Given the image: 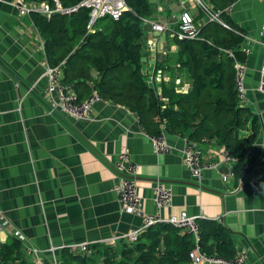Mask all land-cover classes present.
<instances>
[{
	"label": "crops",
	"instance_id": "0c3cea01",
	"mask_svg": "<svg viewBox=\"0 0 264 264\" xmlns=\"http://www.w3.org/2000/svg\"><path fill=\"white\" fill-rule=\"evenodd\" d=\"M149 5L151 13L144 19L170 30L177 28L184 9L194 18L200 14L194 0H149ZM228 14L245 31L243 47L249 50L244 60L242 106L260 124L236 192L238 182H223L211 168L204 169L200 184L195 183L183 164L184 138L178 135L164 134L171 152L155 153L136 116L122 106L96 102L88 121L51 114L46 103L44 69L48 63L43 39L29 17L0 3V58L27 86L21 87L0 68V209L10 229L24 238L19 255L4 260L0 256V264L22 260L35 264L29 250L39 252L44 264H63L64 248L84 243L113 246L127 241L129 232L140 230L142 220L123 213L114 192V164L122 152L137 165L135 184L147 215L167 220L186 213L218 221L230 230L236 252L246 257V264H264V95L257 91L264 68V36L260 33L264 0H236ZM201 22L207 23L204 16L196 21ZM142 28L145 82L152 79L158 94L163 84L174 87L176 93H186L190 79L175 63V41L166 33L156 37L155 49L148 48L150 26L142 24ZM90 76L95 80L97 72L90 69ZM92 85L93 81L67 86L75 94L84 91L85 97ZM200 147L206 161L223 160L224 147L212 141ZM157 183L172 194L170 206L160 211L153 202ZM10 239L15 237L8 231L0 233V249Z\"/></svg>",
	"mask_w": 264,
	"mask_h": 264
},
{
	"label": "trees",
	"instance_id": "16d2710c",
	"mask_svg": "<svg viewBox=\"0 0 264 264\" xmlns=\"http://www.w3.org/2000/svg\"><path fill=\"white\" fill-rule=\"evenodd\" d=\"M53 4V0H25ZM71 7L81 0H59ZM212 12H219L218 22L203 25L195 40H174L178 48L177 66L190 79L186 93L163 84L158 94L142 74V19L150 15L149 0H124L127 10L114 21L98 20L87 30L89 14L80 9L70 16L53 15L50 19L32 13L29 18L43 39L49 66L62 64L63 84L78 86L93 81V90L113 105L134 114L142 130L152 137L178 135L199 146L215 142L235 160L234 180L240 182L249 153L255 144L260 124L250 109L243 107L234 84V60L244 61L241 52L246 33L233 22L228 9L236 0H201ZM194 18L197 21L203 11ZM90 69L97 72L91 80ZM85 95V94H84ZM197 245L202 253L233 259L237 252L230 230L215 220L196 219ZM193 235L168 223L154 224L142 231L135 242L123 241L113 246L90 245L89 253L62 249L63 264H191L188 254L195 247ZM20 240L10 239L0 249V256L19 255ZM18 264H28L24 260Z\"/></svg>",
	"mask_w": 264,
	"mask_h": 264
},
{
	"label": "built area",
	"instance_id": "2783aa9c",
	"mask_svg": "<svg viewBox=\"0 0 264 264\" xmlns=\"http://www.w3.org/2000/svg\"><path fill=\"white\" fill-rule=\"evenodd\" d=\"M194 2L196 6L202 9L206 22H218L227 28V26L221 22L219 12H212L201 0H194ZM0 3L12 5L21 17H29L30 14L35 13L44 16L47 19H50L55 14L70 16L77 13L80 9H86L89 14L87 25V30L89 32L93 31V25L98 20L109 17L112 20L117 21L122 16V13L127 10L124 0H81L79 3L71 7H64L59 0H53L52 5H49L46 2L33 3L25 0H0ZM142 24H148L150 26L149 32L151 33V37L147 40L146 46L152 49H155L157 46L156 37H160L166 33H168V36L173 40H195L198 38L200 28L204 25L202 22L200 24L196 23L190 11L185 9L178 16L177 28L175 30H170L165 25L152 23L146 19H142ZM260 33L264 36V23L261 27ZM241 52L244 56L249 54V50L244 47L241 48ZM246 70L244 61L234 60V84L237 97L241 102L244 101L246 96L244 85ZM62 76V64L54 67L49 66L48 64L46 65L44 69V77L47 80L46 103L48 110L51 114H56L76 121L90 120L92 106L96 102L103 101V99L95 90H93L86 100L79 101L77 95L70 89V87L63 84ZM175 82L177 85L180 83L179 80H175ZM146 83L150 87L154 86L152 79H149ZM257 91L264 95V68L261 71V81L257 86ZM148 137L155 153L169 154L171 152V147L166 142L164 134L158 137ZM182 158L184 166L197 184L201 183L203 171L206 168L216 170L220 179L225 183L234 180L235 176L233 167L235 160L226 150L223 153V160L206 161L203 157L201 147L195 142L184 139ZM137 169V165L131 160L127 152H122L118 155L117 161L114 164V170L117 175V184L114 187V192L118 197L120 209L125 214L139 217L143 222V226L140 230H133L125 235V239L128 242H135L142 231L154 224L168 223L180 227L193 235L196 245L188 254L191 264H246V257L243 254H236L233 259L227 260L215 254L209 255L202 253L197 245L199 232L196 223L197 218L189 217L186 213L180 214L178 218L171 216L167 220H163L159 215H147L143 211L142 201L137 194V187L135 184ZM239 186L240 182L236 184L234 188L235 192L238 191L240 188ZM153 193V202L157 210L160 211L170 206L172 194L167 186L157 183L153 189ZM5 231H8L10 236L17 238L18 240H24L18 230L10 229V223L4 212L0 209V233ZM110 243L113 244V242ZM89 247L90 245L85 243L79 244L75 247H71L70 251L89 253ZM27 252L33 256L35 264H44L43 260L40 258L39 252L36 250H29Z\"/></svg>",
	"mask_w": 264,
	"mask_h": 264
},
{
	"label": "water",
	"instance_id": "95a60500",
	"mask_svg": "<svg viewBox=\"0 0 264 264\" xmlns=\"http://www.w3.org/2000/svg\"><path fill=\"white\" fill-rule=\"evenodd\" d=\"M0 68L2 70H4L21 87L27 88V86L22 82V80L19 78V76L1 58H0Z\"/></svg>",
	"mask_w": 264,
	"mask_h": 264
}]
</instances>
